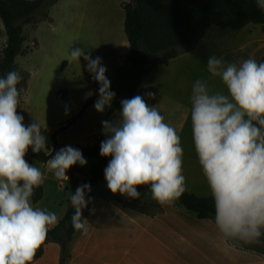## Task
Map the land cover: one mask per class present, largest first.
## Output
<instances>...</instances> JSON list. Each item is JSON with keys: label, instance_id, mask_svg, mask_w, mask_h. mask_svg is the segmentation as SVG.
Returning <instances> with one entry per match:
<instances>
[{"label": "crops", "instance_id": "1", "mask_svg": "<svg viewBox=\"0 0 264 264\" xmlns=\"http://www.w3.org/2000/svg\"><path fill=\"white\" fill-rule=\"evenodd\" d=\"M94 1L99 3L98 0H58L48 9V20L23 26L26 52L15 58L20 70L29 74L19 109L25 126L37 121L41 127L55 131L70 121L65 129L72 132L67 144L72 147L94 144L99 125L105 118L107 121L120 119L121 110L108 117L107 108L103 113L95 110L99 94L87 105L99 83L87 71L83 57L80 63L70 57L71 48L85 49V54L90 53L93 59L101 57L107 68L106 76L112 83L115 68L123 64L129 53L124 30L123 3L126 0H102L97 11ZM249 40L250 43L262 42L264 37ZM6 44L2 23L0 49ZM254 50L257 48L249 52V58L254 59ZM189 53L172 58L166 65L151 67L131 98L143 96L149 106L158 105L166 123L173 127L174 123L178 124L176 132L183 149L185 192L208 196L211 189L196 154L191 124V90L202 75H196L185 63L184 58ZM262 56L264 54L257 56L258 63ZM186 74L187 77L192 75L189 80ZM209 87L213 92L227 94L226 86L220 91L217 86ZM148 92L155 97L149 98ZM62 131L64 128L57 135L60 149ZM106 158L108 162L112 159L111 156ZM85 159L86 165L76 164L70 168L73 177L63 189L57 187L47 162L42 163L40 169L46 179L41 186V198L37 202L31 200L33 207L46 209L61 219L71 194L83 184L90 166L96 162L92 158ZM25 160L35 164L26 155ZM52 187L58 192L54 207L47 194ZM144 195L146 204H131L124 195L118 199L107 184L95 182L89 192L91 202L83 216L89 221V235L74 232L68 243L65 264H264V251L258 248H263V243L244 246L238 238L225 237L214 217L198 218L175 201L162 205L153 199L152 193L143 192ZM60 261L61 246L54 241L46 243L41 256L31 264H59Z\"/></svg>", "mask_w": 264, "mask_h": 264}, {"label": "clouds", "instance_id": "2", "mask_svg": "<svg viewBox=\"0 0 264 264\" xmlns=\"http://www.w3.org/2000/svg\"><path fill=\"white\" fill-rule=\"evenodd\" d=\"M256 4L264 11V0ZM70 57L87 62V71L100 85L94 108L103 113L116 94L102 58L93 59L82 48H71ZM207 71L227 88V94L213 92L207 80L197 79L190 97L192 136L215 201V223L227 238L259 243L264 236V62L249 58L237 64L213 55ZM23 79L19 71L0 78V264H31L49 227L59 220L31 202L46 176L25 155L29 148L37 154L46 151L48 141L37 121L25 126L17 113L23 92L17 86ZM121 109L120 119L102 121L106 139L100 155L112 157L104 169L109 190L139 198L137 186L149 185L162 205L179 198L186 191V177L175 128L165 122L158 105L149 106L141 95L122 99ZM86 163L82 151L69 145L56 151L46 166L55 178L67 181L72 166ZM90 191V184H84L70 197L72 226L85 236L89 221L82 212L91 202L86 198Z\"/></svg>", "mask_w": 264, "mask_h": 264}, {"label": "trees", "instance_id": "3", "mask_svg": "<svg viewBox=\"0 0 264 264\" xmlns=\"http://www.w3.org/2000/svg\"><path fill=\"white\" fill-rule=\"evenodd\" d=\"M57 1L0 0V18L7 35V44L0 49V78H5L10 71H19L24 77L17 86L23 89L17 108L18 114L29 78V74L21 71L15 62L16 56L26 52L23 48V26L36 24L41 19L48 20V9ZM123 9L129 53L123 64L114 70V80L110 90L116 95L111 107L106 109L107 117L122 110L121 100L131 98L151 67L166 65L182 52L193 49L210 27L241 30L248 24H255L264 30V11L257 7L256 0H126ZM99 87L100 85L97 86L94 95L88 99L87 105L99 94ZM105 120L107 118L103 121ZM69 124L70 121L55 131L41 127L47 137V150L37 154L29 148L26 156L31 160L46 163L56 151L60 150L57 147L58 132ZM105 139L101 123L94 144L73 147L80 149L84 158L96 160L90 166L82 185L90 184L92 187L95 182L106 180L104 169L109 162L106 157L100 155V145ZM137 191L141 194L151 193L149 185L137 186ZM41 195L40 186L35 190V196L31 200L37 202ZM86 198L89 199V192L86 193ZM117 198H121L120 193H117ZM173 201L198 218H215V201L212 193L208 196H197L184 192ZM87 208L83 210V216ZM73 214L74 209L70 200L63 217L54 227L49 228L46 240L37 249L33 261L41 256L46 243L55 241L61 246L59 264H65L68 257V243L76 231L71 223ZM259 243L264 244V236L260 238Z\"/></svg>", "mask_w": 264, "mask_h": 264}, {"label": "rangeland", "instance_id": "4", "mask_svg": "<svg viewBox=\"0 0 264 264\" xmlns=\"http://www.w3.org/2000/svg\"><path fill=\"white\" fill-rule=\"evenodd\" d=\"M102 0H98L99 3H96L94 1L96 11L98 9V6H102L101 3ZM39 21H44V19H41ZM38 21V22H39ZM0 24L1 18H0ZM250 37H264V30L261 29V26L255 25V24H248L241 30H233V29H222L216 26L210 27L204 35L200 38V40L197 42L195 47L193 49H190L188 51L182 52L186 53L190 51V53L184 58L185 63L191 68V70H194L195 74L198 75L199 73L202 75V79H209L207 80L208 85L213 87L217 86L218 90H223L225 85L222 82L221 78L219 77H213L208 71H207V60L210 56H217V57H223L225 61L227 62H234V63H241L243 60L249 59V52L253 51V49L257 48V50H254L256 52V55L254 56V59L257 60V56H261L264 54V41L259 42L260 40H257L255 43H250L249 38ZM96 42V39H94V43ZM260 47V48H258ZM179 54V55H181ZM177 57V56H176ZM264 60V56H262V59L260 62ZM259 62V63H260ZM192 75L187 77L186 74V80H189ZM92 77V76H91ZM225 93V92H224ZM50 126V124H49ZM175 130H178V124L174 123ZM71 130H66L64 128V131L61 133V144L63 147L67 146L68 144V138L71 135ZM33 163H35L39 168L43 167L42 163L33 160ZM57 182V178H56ZM101 184H107V181L103 180L100 181ZM57 185V184H56ZM58 187V185H57ZM51 191H47V194H49V201L51 207L53 206L54 200L58 197V192L55 190L54 187L48 188ZM116 194V193H115ZM140 195L139 198H131L127 195H124L126 197V202L136 205H143L145 201V195ZM142 199V200H141ZM146 204V203H145ZM151 204V203H148ZM53 208H51L52 210ZM240 244L247 246V247H253L254 244L250 242L239 241ZM260 250L264 251V247H258Z\"/></svg>", "mask_w": 264, "mask_h": 264}, {"label": "built area", "instance_id": "5", "mask_svg": "<svg viewBox=\"0 0 264 264\" xmlns=\"http://www.w3.org/2000/svg\"><path fill=\"white\" fill-rule=\"evenodd\" d=\"M66 175L68 176V180H58L57 179V185L60 189H63L67 186V184L71 181L72 177H73V171L72 169H69L66 173Z\"/></svg>", "mask_w": 264, "mask_h": 264}]
</instances>
